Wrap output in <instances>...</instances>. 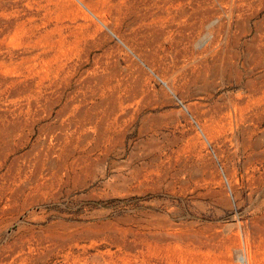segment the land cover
<instances>
[{"label":"rangeland","instance_id":"1","mask_svg":"<svg viewBox=\"0 0 264 264\" xmlns=\"http://www.w3.org/2000/svg\"><path fill=\"white\" fill-rule=\"evenodd\" d=\"M0 264H264V0H0Z\"/></svg>","mask_w":264,"mask_h":264}]
</instances>
